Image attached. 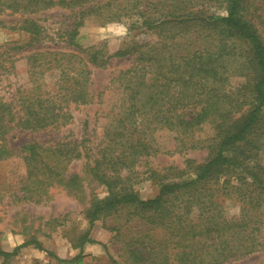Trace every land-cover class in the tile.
Masks as SVG:
<instances>
[{
  "label": "trees",
  "instance_id": "trees-1",
  "mask_svg": "<svg viewBox=\"0 0 264 264\" xmlns=\"http://www.w3.org/2000/svg\"><path fill=\"white\" fill-rule=\"evenodd\" d=\"M53 7L77 9L68 32L75 51L27 55L31 86H18L10 99L0 94V163L16 156L25 168L13 199L47 200L50 189L64 183L68 166L84 159L108 193L92 199L86 211L90 225L104 217L122 221L111 228L121 243L118 259L110 256L114 264H225L263 250L264 21L257 27L242 0H0V26L26 32L33 45L41 36L35 19L7 24L5 18ZM89 19L100 25L129 22V33L113 49L106 42L83 49L75 40ZM141 35L146 38L140 40ZM23 49L3 47L0 54L10 62L5 71L14 68ZM112 59L129 66L111 81L118 99L96 148H88L86 133L81 141H30L19 150L9 146L7 137L15 129L65 126L70 105L94 99L90 66L104 67ZM233 77L243 81L232 85ZM207 124L213 129L204 146L208 157L194 168V177L162 183L151 199L123 183V169L164 151L156 134L168 133L181 149L197 148L202 141L195 132ZM209 181L220 184L219 189H206ZM230 197L240 204L236 215L223 208ZM85 243L93 241L85 235L78 256L58 261L83 264ZM27 245L46 251L31 240L11 252L0 250V264H10Z\"/></svg>",
  "mask_w": 264,
  "mask_h": 264
},
{
  "label": "rangeland",
  "instance_id": "rangeland-1",
  "mask_svg": "<svg viewBox=\"0 0 264 264\" xmlns=\"http://www.w3.org/2000/svg\"><path fill=\"white\" fill-rule=\"evenodd\" d=\"M242 7L250 19L262 27L264 21V0H242ZM77 10V9H76ZM76 10L53 7L32 16L15 15L6 17L7 24L20 22L24 17H31L41 27V36L37 43L29 46L31 38L20 30H10L0 26V53L5 45L23 46L24 49L16 55L14 68L6 56L0 54V94L10 99L14 89L18 86L29 88L30 78L26 56L37 51L74 52L70 45L68 32L72 29ZM218 12L225 13L224 10ZM258 17V18H257ZM129 33V22H113L105 25L86 20L79 28L76 43L83 49L101 42L113 49ZM138 31L132 32L137 34ZM140 40L144 37L139 36ZM129 62L121 59H112L104 67L90 66V91L94 99L87 105H70L71 119L65 126L55 130L22 131L13 130L7 137L9 146L19 150L30 141L54 144L59 140L81 141L86 133L88 148H96L102 142L105 127L109 121L108 112L112 104L118 99V88L111 83L112 79ZM7 69V70H8ZM53 81L49 86H53ZM243 80L231 78L235 85ZM213 135L209 124L196 130V140L202 143L197 148L181 149L166 132L156 134L157 142L164 151L142 157L129 168L121 171L123 183L136 192L142 199L154 198L162 183L188 180L194 177V168L206 162L208 150L204 147ZM96 149L91 150L95 152ZM264 159V157H263ZM257 162V158H251ZM85 160H75L69 166L65 181L62 185L50 189L47 200L35 204L20 202L13 199V190H16L19 180L25 172L20 157H12L0 163V250L11 252L17 246L28 241H39L46 251L39 250L35 245H27L19 250L10 264H66L58 261L70 260L80 254L82 238L86 235L93 243H85L81 258L83 264H114L116 251L121 243L115 238L112 227L122 221L113 217H104L96 220L92 226L86 216V211L93 198H104L107 189L100 185L89 170L85 168ZM257 163L263 164V160ZM232 168V167H231ZM232 170L227 171L230 175ZM221 182V181H220ZM220 184L209 181L205 188L210 192L219 189ZM225 212L236 215L240 212V204L234 198H227L223 204ZM264 228V227H263ZM105 244L109 253L103 248ZM48 252L54 253L52 257ZM58 258V259H57ZM2 258H0V262ZM225 264H264V249L237 261Z\"/></svg>",
  "mask_w": 264,
  "mask_h": 264
}]
</instances>
